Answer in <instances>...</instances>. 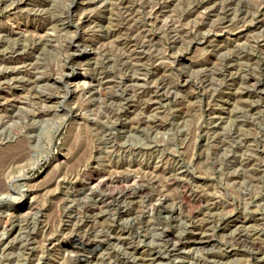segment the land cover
I'll return each instance as SVG.
<instances>
[{
  "label": "rangeland",
  "instance_id": "374dc122",
  "mask_svg": "<svg viewBox=\"0 0 264 264\" xmlns=\"http://www.w3.org/2000/svg\"><path fill=\"white\" fill-rule=\"evenodd\" d=\"M0 264H264V0H0Z\"/></svg>",
  "mask_w": 264,
  "mask_h": 264
},
{
  "label": "bare ground",
  "instance_id": "6f19581e",
  "mask_svg": "<svg viewBox=\"0 0 264 264\" xmlns=\"http://www.w3.org/2000/svg\"><path fill=\"white\" fill-rule=\"evenodd\" d=\"M99 181H100V180H99ZM159 212H160V211H159ZM89 240H90V237H89ZM88 242H91V240H90V241H88ZM92 242H93V241H92ZM92 242H91V243H92Z\"/></svg>",
  "mask_w": 264,
  "mask_h": 264
}]
</instances>
